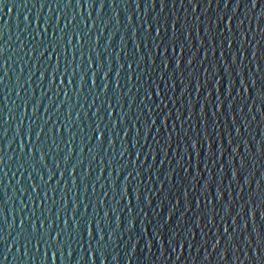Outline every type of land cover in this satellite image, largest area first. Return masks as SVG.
I'll list each match as a JSON object with an SVG mask.
<instances>
[{"label":"water","instance_id":"obj_1","mask_svg":"<svg viewBox=\"0 0 264 264\" xmlns=\"http://www.w3.org/2000/svg\"><path fill=\"white\" fill-rule=\"evenodd\" d=\"M0 161V264H264V0H3Z\"/></svg>","mask_w":264,"mask_h":264},{"label":"snow or ice","instance_id":"obj_2","mask_svg":"<svg viewBox=\"0 0 264 264\" xmlns=\"http://www.w3.org/2000/svg\"><path fill=\"white\" fill-rule=\"evenodd\" d=\"M2 3H3V0H0V4H2ZM254 5H255V0H254ZM88 6L90 7L91 4H89ZM189 63H191V61H189ZM97 131L99 132V129H97ZM100 135H102V133H100ZM0 162H2V161H0ZM33 230L35 231V228ZM37 244H39V241H37Z\"/></svg>","mask_w":264,"mask_h":264}]
</instances>
